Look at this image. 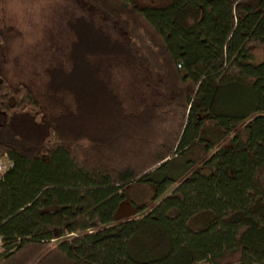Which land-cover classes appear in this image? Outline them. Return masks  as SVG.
<instances>
[{
	"label": "trees",
	"instance_id": "16d2710c",
	"mask_svg": "<svg viewBox=\"0 0 264 264\" xmlns=\"http://www.w3.org/2000/svg\"><path fill=\"white\" fill-rule=\"evenodd\" d=\"M136 1L81 0L91 16L66 23L69 67L45 86L72 110L47 114L0 68V264H264V0ZM120 5L140 56L91 13ZM94 57L158 68L159 94L127 111ZM133 184L153 195L116 219Z\"/></svg>",
	"mask_w": 264,
	"mask_h": 264
},
{
	"label": "rangeland",
	"instance_id": "374dc122",
	"mask_svg": "<svg viewBox=\"0 0 264 264\" xmlns=\"http://www.w3.org/2000/svg\"><path fill=\"white\" fill-rule=\"evenodd\" d=\"M83 6L81 0H0V30L5 36V50L0 46V68L10 86H27L47 114L73 108L72 99L67 93L50 92L53 99L49 98L45 70L58 65L69 67L67 56L74 34L66 23L73 17H90L89 9ZM99 9L90 11L99 26L140 56L143 53L141 45L147 43V40H141L144 37L139 25L141 19L127 14L123 5H120L114 18L100 13ZM250 48L255 58L254 64L264 59L263 45L251 42ZM90 59L99 76L107 80L124 100L127 111L139 110L149 94L150 99H155L159 94L158 88L164 78L158 68L148 66L142 70L137 64L109 57ZM22 96H18L17 102ZM258 180L264 186V167L258 173ZM152 195L153 187L148 184L128 186L115 218L133 216L135 205L149 201Z\"/></svg>",
	"mask_w": 264,
	"mask_h": 264
},
{
	"label": "built area",
	"instance_id": "2783aa9c",
	"mask_svg": "<svg viewBox=\"0 0 264 264\" xmlns=\"http://www.w3.org/2000/svg\"><path fill=\"white\" fill-rule=\"evenodd\" d=\"M7 169V165H3L0 163V176ZM3 247V238L0 236V250Z\"/></svg>",
	"mask_w": 264,
	"mask_h": 264
}]
</instances>
